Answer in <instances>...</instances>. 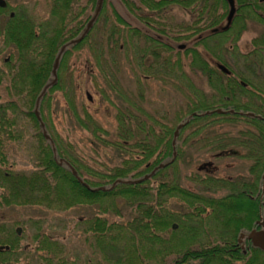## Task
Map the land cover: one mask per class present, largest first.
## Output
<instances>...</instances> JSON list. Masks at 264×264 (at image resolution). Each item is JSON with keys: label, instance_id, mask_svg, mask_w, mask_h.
<instances>
[{"label": "trees", "instance_id": "16d2710c", "mask_svg": "<svg viewBox=\"0 0 264 264\" xmlns=\"http://www.w3.org/2000/svg\"><path fill=\"white\" fill-rule=\"evenodd\" d=\"M119 1L131 19L111 7L115 21L107 28L104 44L110 54L133 53L136 60L128 63L135 85L128 91L121 84L119 91L120 80L110 81L119 99L112 102L107 96L115 109V127L111 139L104 141L121 157L105 171L83 162L72 144L54 131L49 115L70 57L93 48L95 23L105 16L109 1L87 0L80 6L74 0H47L45 18L21 13L9 0L0 7V14L7 16L0 25V207L66 211L98 205L85 231L104 250L113 251L118 245L124 250L133 243L134 251L139 245L150 253L153 248L163 250L162 257L174 253L170 264H264V250L247 238L251 231L264 229V91L219 54L251 21L256 33L243 55L245 68L253 73L264 68V0H233L235 12L229 22V0ZM172 5L193 9L194 20L165 24L161 12ZM9 11H14L13 17ZM6 54L8 60L3 59ZM185 70L202 78L204 87L193 84ZM172 76L181 84H175ZM150 77L169 81L187 95V103L173 118L168 120L146 105L142 91ZM76 118L96 138L109 132L87 112ZM223 125L236 127V133L211 131ZM8 142L21 158L7 157ZM203 153L250 160V177H216L203 166L183 175L182 166L190 170L192 160ZM172 199L188 212L171 211ZM118 200L134 207L131 235L105 216L108 210L117 211ZM174 222L179 231L189 225L191 239L180 246L174 245ZM206 222L221 231L211 233ZM30 224L41 229L43 220ZM12 227L0 224V264L14 262L16 252L28 256ZM168 230L172 234L165 239ZM33 240L37 250L55 253L40 257L45 264L52 260L76 264L61 255L64 246L53 237L38 231Z\"/></svg>", "mask_w": 264, "mask_h": 264}, {"label": "rangeland", "instance_id": "374dc122", "mask_svg": "<svg viewBox=\"0 0 264 264\" xmlns=\"http://www.w3.org/2000/svg\"><path fill=\"white\" fill-rule=\"evenodd\" d=\"M46 1L9 0L10 4L16 7L19 12L42 18L48 16ZM76 1L80 6L87 4V0H74V2ZM108 1L110 6L105 9V16L101 18V21L95 23L94 31L91 35L93 48L91 50H82L70 57L68 66L62 73L61 88L54 92L51 99L49 115L54 131L58 133L60 138L64 141H69L78 157L97 171H105L107 167L117 163L121 157L119 153L112 152L110 147L106 145L107 143L105 144L107 139H111L115 127V109L107 99V96L112 102H117V99H119L116 91L110 88V81L120 80L119 91H121V84L127 90L129 89L128 91L134 90L135 85L133 84L134 74H132L128 63L129 59H134L133 53H129L128 56H123L119 53L110 54L104 44L107 28L115 21L110 11L111 7L115 8L120 15L128 20L131 17L119 0ZM21 6H25L26 10ZM75 6L76 4L74 8ZM195 14L193 9L172 5L161 12L162 17L160 19L165 24L173 25L179 22H192ZM105 17L106 19L104 20ZM251 23L253 24V22L248 21L246 30L241 32L234 43H229L227 47L224 46L219 54L229 67L236 72L242 73L250 79L256 88L264 91V68L256 69L257 71L253 73L246 70L245 63L248 62L243 59V55L249 52L251 48L250 41L256 33L253 31ZM7 56V54L4 55L3 59ZM96 60H99L102 65L99 68L95 64L97 63ZM185 71L186 77L193 79V84L197 83L204 87L202 78L194 76L188 70ZM172 80L178 85L182 82L179 81V78L173 76ZM115 87L117 88V86ZM2 92L0 87V96ZM87 93H89L91 100L87 98ZM142 93L144 94L146 105L167 119L173 118L175 113L179 112L188 100L187 95L178 91L169 81L164 82L160 77H150ZM86 112L93 115L96 121L105 130L109 131L100 133L102 139L96 138L89 130L81 126L80 121L78 122L76 115L84 118ZM236 130V127L223 125V127L217 126L211 131L218 134L223 131L228 134H234ZM7 148L9 150L7 156L9 159L14 156L16 159L21 158L20 152L14 150V145L8 142ZM243 152V150H240V155ZM195 155L197 158V152H195ZM250 163V160L241 156L224 155L215 158L203 153L198 159L192 160L190 170L184 167L185 165L182 166L181 170L184 175L203 166L210 169V172L215 174L216 177L249 178ZM19 168L20 164L15 167V170ZM191 187L193 188V184ZM168 205L173 212L180 214L188 212V209L176 199L170 200ZM98 210V205H78L66 211L50 210L40 206L0 207V224H4L7 227L12 225L15 233L16 229L19 228L20 233L16 234L19 245L28 248V256L16 252L17 256H14V262L10 261L8 264H45L40 257L44 254H55L54 252L37 250V244L33 240V236L38 231H42L62 243L64 250L61 255H64L69 262L76 264H170L175 258L174 253L171 252L166 253L162 257L164 251L156 250L157 248H153V252L150 253L147 251L148 247L143 250L139 245H136L137 249L134 251L133 243H128L129 246L126 245L124 250L118 249L120 247L118 245L117 249L113 251L108 250V248L104 250L100 247L101 245L99 247L95 246L92 236L85 229L87 226L86 221L97 214ZM134 214V207L118 200L117 211L108 210L105 216L109 222H115L117 225L122 224L127 231L126 233L131 235L133 230L129 223ZM33 220H43L41 229L30 224ZM174 224L176 225L173 229L176 232V243L174 245L180 246L187 243V239H191L188 234L189 225H185L179 231L178 222H174ZM206 224H208L207 229H210L213 234L221 231V228L216 227L217 229H215L209 222H206ZM171 234V231L168 230L163 233V237L168 239ZM2 235L0 234V238L3 237ZM154 247H157V245ZM120 256L122 260L119 262L117 258ZM55 262L56 260H52V264Z\"/></svg>", "mask_w": 264, "mask_h": 264}, {"label": "flooded vegetation", "instance_id": "af4514ba", "mask_svg": "<svg viewBox=\"0 0 264 264\" xmlns=\"http://www.w3.org/2000/svg\"><path fill=\"white\" fill-rule=\"evenodd\" d=\"M7 15L9 17H13L14 16V11H9L7 13ZM227 17H228V15H227ZM227 17H226V22H228ZM6 21H7V16L0 14V25L2 23H5ZM213 30L217 31L216 28H214ZM218 30H222V29H218ZM0 46H1V41H0ZM5 60H8V57H6ZM263 232H264V229L260 230V231H257V230L251 231L250 235L247 236L248 240L250 241V244L253 245V246L261 244L262 242H261L260 238L262 237ZM16 233H17V229H16ZM17 234H19V233H17ZM243 239H240V242H242ZM244 246L245 245H241V247H244Z\"/></svg>", "mask_w": 264, "mask_h": 264}, {"label": "water", "instance_id": "95a60500", "mask_svg": "<svg viewBox=\"0 0 264 264\" xmlns=\"http://www.w3.org/2000/svg\"><path fill=\"white\" fill-rule=\"evenodd\" d=\"M229 3H230L231 6H230V10H229L228 17H227L228 22L231 20L233 14L235 12V7H234V4H233V0H229ZM5 6H6V1L5 0H0V7H5ZM183 47H184V45H180V48H183ZM87 98L89 100H91V97H90L89 93H87ZM175 226L176 225L173 224V228H175ZM17 233H20V229L19 228L17 229ZM260 240H261L262 243L258 244V245H255V246L260 248V249H262V250H264V232H263V235L260 238ZM5 248L8 249V246H5ZM2 249H3V247L0 246V250H2Z\"/></svg>", "mask_w": 264, "mask_h": 264}]
</instances>
